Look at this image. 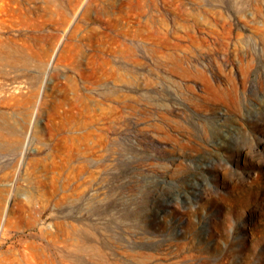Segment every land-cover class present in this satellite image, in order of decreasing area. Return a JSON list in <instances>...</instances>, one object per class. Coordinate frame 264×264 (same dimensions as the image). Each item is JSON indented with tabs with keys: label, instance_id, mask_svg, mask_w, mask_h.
<instances>
[{
	"label": "rangeland",
	"instance_id": "obj_1",
	"mask_svg": "<svg viewBox=\"0 0 264 264\" xmlns=\"http://www.w3.org/2000/svg\"><path fill=\"white\" fill-rule=\"evenodd\" d=\"M0 81V264H264V0H0Z\"/></svg>",
	"mask_w": 264,
	"mask_h": 264
},
{
	"label": "bare ground",
	"instance_id": "obj_2",
	"mask_svg": "<svg viewBox=\"0 0 264 264\" xmlns=\"http://www.w3.org/2000/svg\"><path fill=\"white\" fill-rule=\"evenodd\" d=\"M36 42H37V38L35 40L28 41L24 45V48L20 50V57H21L20 61H22L23 63H29V61H31L33 58L39 56L38 50H36V47H34L36 45ZM53 56H54V53H52L49 61L46 63L44 73H47V70L50 68L51 60ZM13 61L16 62L15 60H10L9 63L12 64ZM8 89L9 91H6L4 83L0 81V101L4 105H7V106H10L12 104L15 105L16 103L20 102L22 99V95H21L22 86L19 83L13 82ZM74 90H76L75 87H74ZM71 106H72V109H77V113L71 112L69 114L60 115V120L54 124L56 129L60 132L63 130H68L67 134L61 136L60 143L58 144V149L59 150L67 149L69 152L68 154H69L70 159L72 158L75 159L78 153L82 154L83 160L88 165L90 161L92 130L89 127L90 124H88V122H86L85 119H81L78 116L77 102H73ZM12 128L13 127L10 125L9 119L6 113L0 112V138L4 139L8 134L13 135L14 130ZM30 133L31 132L29 129L26 131V133H24L25 135L22 141L21 154L25 152V150L27 149L29 145ZM19 141H20L19 138L13 137L9 141V144L15 145V144H18ZM80 148H82V150Z\"/></svg>",
	"mask_w": 264,
	"mask_h": 264
}]
</instances>
